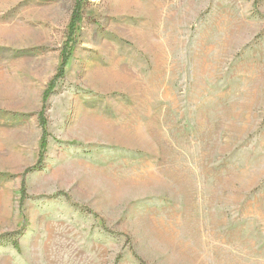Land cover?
I'll return each instance as SVG.
<instances>
[{
  "label": "rangeland",
  "instance_id": "rangeland-1",
  "mask_svg": "<svg viewBox=\"0 0 264 264\" xmlns=\"http://www.w3.org/2000/svg\"><path fill=\"white\" fill-rule=\"evenodd\" d=\"M0 0V264H264V0ZM46 121V148H43Z\"/></svg>",
  "mask_w": 264,
  "mask_h": 264
},
{
  "label": "trees",
  "instance_id": "trees-1",
  "mask_svg": "<svg viewBox=\"0 0 264 264\" xmlns=\"http://www.w3.org/2000/svg\"><path fill=\"white\" fill-rule=\"evenodd\" d=\"M83 2H84V0H76V7H75V10L73 13V17H72V21H71L70 29H69V41L65 47L63 60H62V66H61V69H60L58 76L53 81V83L50 85V89L47 93V96L50 95L55 90L58 81L64 77L65 68L67 67V65L69 63V60H70L71 55H72V50L74 47V45H73L74 35L76 34V32L78 30V26L82 22ZM41 122H42L41 123L42 127L45 130L46 129V121H45V118L43 115H41ZM44 132H45V137H44V141H43V148H46L47 132H46V130Z\"/></svg>",
  "mask_w": 264,
  "mask_h": 264
}]
</instances>
